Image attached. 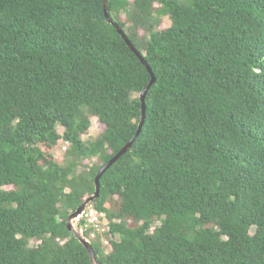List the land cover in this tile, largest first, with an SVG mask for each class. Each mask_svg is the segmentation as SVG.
Masks as SVG:
<instances>
[{
	"label": "trees",
	"instance_id": "1",
	"mask_svg": "<svg viewBox=\"0 0 264 264\" xmlns=\"http://www.w3.org/2000/svg\"><path fill=\"white\" fill-rule=\"evenodd\" d=\"M108 15L157 81L91 204L109 223L97 262L264 264V0ZM151 79L104 0H0V264H92L67 222Z\"/></svg>",
	"mask_w": 264,
	"mask_h": 264
},
{
	"label": "water",
	"instance_id": "2",
	"mask_svg": "<svg viewBox=\"0 0 264 264\" xmlns=\"http://www.w3.org/2000/svg\"><path fill=\"white\" fill-rule=\"evenodd\" d=\"M108 2L109 0H104V12H105V16L106 19L108 21L109 24L113 25V28L117 30L118 34L121 35V37L123 38V40L125 41V43L127 44V46L129 47V49L138 57V59L140 60V62L146 67V69L148 70V72L151 75V82L149 83V85L147 86V88L141 93V102H142V119L139 125V129L137 131V134L133 137V139L109 162L107 163L103 168L100 169V171L98 172L96 178H95V185H96V189H95V193L94 195L88 199L87 201H85V203H83V205L74 213L72 214L67 222V228L70 231V233H72L76 239H78V241L83 244L85 246V248L88 250L89 255L92 259V264H99L97 262L96 259V255L94 252V249H92V245L90 243H88L76 230V228L74 227V221L82 215V213L86 210V208L93 204L96 200L99 199L100 197V191H101V179L102 177L105 175V173L107 171H109V169L117 162L120 160L121 157H123L126 153H128V151L132 148V146L134 145L135 141L138 139L137 137H139L142 133L143 127L145 125V119H146V98L147 95L149 93V91L151 90V88L156 84V77L152 71V69L150 68V66L148 65V63L146 62V60L143 58V56L138 52V50L134 47V45L131 43V41H129V39L127 38V36L125 35L124 31L122 29L119 28V26L113 22V20L109 17L108 15Z\"/></svg>",
	"mask_w": 264,
	"mask_h": 264
},
{
	"label": "built area",
	"instance_id": "3",
	"mask_svg": "<svg viewBox=\"0 0 264 264\" xmlns=\"http://www.w3.org/2000/svg\"><path fill=\"white\" fill-rule=\"evenodd\" d=\"M108 225L106 216L91 205L74 221V227L88 243L100 239L105 246H110L109 240L104 236Z\"/></svg>",
	"mask_w": 264,
	"mask_h": 264
},
{
	"label": "rangeland",
	"instance_id": "4",
	"mask_svg": "<svg viewBox=\"0 0 264 264\" xmlns=\"http://www.w3.org/2000/svg\"><path fill=\"white\" fill-rule=\"evenodd\" d=\"M94 129L95 130H93L89 135L85 136L84 139L89 140L90 137H93L95 135V133H96L95 131L102 132L104 127L100 123H98L97 121H94ZM32 243H35V241Z\"/></svg>",
	"mask_w": 264,
	"mask_h": 264
}]
</instances>
